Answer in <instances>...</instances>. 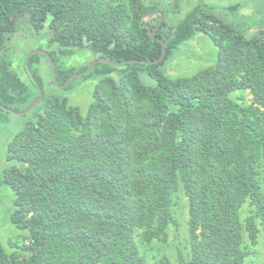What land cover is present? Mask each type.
Instances as JSON below:
<instances>
[{
    "label": "trees",
    "instance_id": "obj_1",
    "mask_svg": "<svg viewBox=\"0 0 264 264\" xmlns=\"http://www.w3.org/2000/svg\"><path fill=\"white\" fill-rule=\"evenodd\" d=\"M186 0H0V121L4 107L25 111L44 90L29 61L31 85L13 70L7 52L26 30L51 36L57 80L86 71L63 68V58L92 53L98 62L82 76L93 82V103L83 112L49 92L9 143L0 189H10V221L20 235L0 242V264H148L143 244H166L180 222L174 195L189 199V255L178 264H249L244 229L252 243L264 227V21L246 23L239 5L229 20ZM162 11L151 26L148 14ZM231 13V14H230ZM207 35L214 65L171 77L165 67L187 42ZM162 40L167 54L163 55ZM53 74V73H52ZM171 74H175L172 71ZM69 84L65 89H67ZM249 90L254 102L230 97ZM253 208L246 227L241 208ZM140 240V241H138ZM159 264H174L163 255Z\"/></svg>",
    "mask_w": 264,
    "mask_h": 264
},
{
    "label": "rangeland",
    "instance_id": "obj_2",
    "mask_svg": "<svg viewBox=\"0 0 264 264\" xmlns=\"http://www.w3.org/2000/svg\"><path fill=\"white\" fill-rule=\"evenodd\" d=\"M112 1L118 3L122 0ZM175 1L176 0H160V4L166 6L168 3H173ZM186 1L187 2L183 4L181 13L177 16H171L170 22H173L175 19H183L197 6L213 9L217 13L222 14L226 20H229L233 15H228L227 8L234 5L240 6L237 15L239 14L247 19L246 23L257 24L264 21V0ZM158 18V15L149 17L147 23L151 26ZM50 38L51 36L36 37L26 30H23L15 34L9 42L7 55L12 61V68L19 77L29 85H31L29 74V70L31 69H28L26 66L27 58L32 51L50 50ZM217 52L216 46L207 35L198 34L195 39L187 42L174 54L173 58L166 65L165 72L167 75L174 78L192 76L200 70L214 65L217 59ZM95 59L96 57L90 52H79L74 57L67 59L63 58L60 64H63L61 65L63 68H75L79 70L84 66H89ZM35 70L44 78V92H46V95L49 92H56L61 96L68 97L71 105L78 106L83 112H87L93 103L92 92L94 85L92 81L86 82L82 77L76 78L69 83L67 89H63L62 86L64 84L54 81L49 63L44 58H41L36 64ZM172 71H174L175 74H171ZM230 97L242 106H249L254 102V97L249 90L233 92L230 94ZM1 115L3 120L0 121V168L3 169L7 164L5 156L9 143L18 133L26 128L27 123L33 115L20 116L6 110ZM260 173L264 187V164L260 167ZM9 193L10 189L6 186L0 189V242L7 249H9V239L20 235V231H18L10 221ZM173 201V209L180 225L178 228L173 227L170 229L169 241L166 244L160 242L143 244L139 242L143 252L148 258V264H159V260L163 255H167L174 264H178L179 252H183L187 256L189 255V199L184 191L181 190L174 195ZM252 209L250 200L241 208V219L244 227H246L247 218L251 215ZM258 229L259 233L255 243H252V240H250V235L246 229H244L243 232L244 246L251 253L247 258L249 264H264V227L261 225L260 221H258Z\"/></svg>",
    "mask_w": 264,
    "mask_h": 264
},
{
    "label": "water",
    "instance_id": "obj_3",
    "mask_svg": "<svg viewBox=\"0 0 264 264\" xmlns=\"http://www.w3.org/2000/svg\"><path fill=\"white\" fill-rule=\"evenodd\" d=\"M155 15H159L160 18H159V23L156 27V29L154 30L153 32V38L155 37V34L158 30V28L162 25L163 23V19H164V13L162 11H157V12H154V13H151V14H148L147 16L148 17H152V16H155ZM162 44H163V55L162 57L159 59V60H156V61H153L151 62L152 64H158L160 62H162L167 54V44H166V41L165 40H162ZM35 54H42L43 56H45L51 66H52V73H53V79L56 83H58V80H57V72H56V64L52 58V56L46 51V50H35V51H32L30 53V55L28 56L27 58V61H26V66L27 68L29 69V61L30 59L35 55ZM98 62H103V63H107V64H110V65H114V66H120V65H123V64H126V63H132V62H135V61H125V62H114V61H110L104 57H100V58H97L95 59L91 64H89L88 68L86 69V71L84 72H81V73H77V74H74L72 75L70 78L67 79V81L65 82V84L62 86L63 89H65L67 87V85L73 80V79H76V78H80L82 76H84L85 74H87L89 71H91L93 69V67L98 63ZM29 74H30V77L32 78L33 81H36V78L35 76L32 74V71L29 70ZM37 87L40 91V95L39 97L33 101L31 103V105L25 110V111H22V112H17L15 110H12L10 108H7V107H4V109L8 112H12V113H15L17 115H20V116H23V115H26L28 113H30L36 106H38L40 104V102L43 100V98L45 97V92L44 90L39 86V84H37Z\"/></svg>",
    "mask_w": 264,
    "mask_h": 264
}]
</instances>
